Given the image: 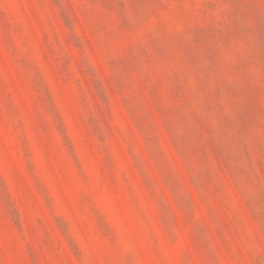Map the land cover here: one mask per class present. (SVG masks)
<instances>
[{"label":"rangeland","instance_id":"374dc122","mask_svg":"<svg viewBox=\"0 0 264 264\" xmlns=\"http://www.w3.org/2000/svg\"><path fill=\"white\" fill-rule=\"evenodd\" d=\"M0 264H264V0H0Z\"/></svg>","mask_w":264,"mask_h":264}]
</instances>
